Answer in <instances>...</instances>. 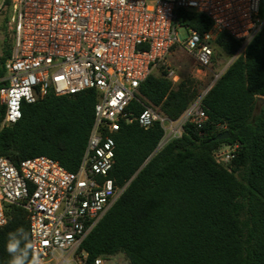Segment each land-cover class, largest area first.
<instances>
[{"label": "trees", "instance_id": "1", "mask_svg": "<svg viewBox=\"0 0 264 264\" xmlns=\"http://www.w3.org/2000/svg\"><path fill=\"white\" fill-rule=\"evenodd\" d=\"M259 18L264 20V0H259ZM177 22L198 33L212 25L205 15L185 9L178 11ZM7 36L0 76L10 53ZM215 45L228 56L239 48L226 33L217 35ZM198 88L190 79L173 87L164 74L150 75L127 111L138 115L143 106L158 107L176 120ZM95 103L94 90L49 93L33 104L22 103L20 119L7 127H1L0 106V157L16 165L46 156L75 172ZM201 108L206 120L200 127L186 122L181 135L153 155L163 136L158 123L146 130L136 122L120 125L109 178L124 189L83 241L88 261L122 255L126 264H264V26L205 93ZM220 125L226 128L219 130ZM224 132L228 139L214 140ZM233 143L239 145L236 156L217 163L214 150ZM4 215L0 264H9V234L23 229L28 234L23 247L29 245V229L22 207L5 205Z\"/></svg>", "mask_w": 264, "mask_h": 264}, {"label": "built area", "instance_id": "2", "mask_svg": "<svg viewBox=\"0 0 264 264\" xmlns=\"http://www.w3.org/2000/svg\"><path fill=\"white\" fill-rule=\"evenodd\" d=\"M8 8L11 47L0 76L1 127L20 119L22 103L49 93L94 90L96 103L75 172L46 156L16 165L0 157V228L6 223L5 205L15 204L26 212L31 258L41 264H108L111 257L88 261L81 245L124 189L109 178L120 125L136 122L146 130L158 123L163 136L155 150H160L181 135L186 122L197 127L205 122L201 99L224 71L213 74L176 120L158 107L143 106L138 115L127 111L139 85L163 65L165 77L177 86L179 77L166 63L175 48L194 60L197 72H211L220 33L239 42L235 56L240 55L264 26L259 0H9ZM180 9L205 15L211 28L198 33L180 26ZM179 28L186 30L185 39ZM238 147L220 145L214 160L229 163Z\"/></svg>", "mask_w": 264, "mask_h": 264}, {"label": "rangeland", "instance_id": "3", "mask_svg": "<svg viewBox=\"0 0 264 264\" xmlns=\"http://www.w3.org/2000/svg\"><path fill=\"white\" fill-rule=\"evenodd\" d=\"M0 0V56L2 55V40L7 36V21L10 17V9L8 5H2ZM178 33L180 34L182 39L187 37V32L184 28H179ZM9 37V35L7 36ZM215 56L213 59L211 72H197V66L194 60L187 55L182 49L175 48L173 52L167 57L166 63L174 69L175 73L178 75L179 80L190 79L195 82L198 88V96L203 90L210 84L213 74L220 73L225 71V69L230 65L233 59L236 58L235 54L233 56H228L221 52L215 45ZM162 74H166V67L163 65L153 72L154 76H161ZM239 178V176L237 175ZM111 262L113 264H126L122 255H117L111 257ZM109 262L108 264H111Z\"/></svg>", "mask_w": 264, "mask_h": 264}, {"label": "clouds", "instance_id": "4", "mask_svg": "<svg viewBox=\"0 0 264 264\" xmlns=\"http://www.w3.org/2000/svg\"><path fill=\"white\" fill-rule=\"evenodd\" d=\"M28 234L23 229H18L15 233L9 234L8 243L6 245V251L10 254L11 259L9 264H41L39 259L33 256L29 259L30 245L24 244L22 247V241H27Z\"/></svg>", "mask_w": 264, "mask_h": 264}, {"label": "water", "instance_id": "5", "mask_svg": "<svg viewBox=\"0 0 264 264\" xmlns=\"http://www.w3.org/2000/svg\"><path fill=\"white\" fill-rule=\"evenodd\" d=\"M229 137H230L229 132H224L223 134H221V135L215 137L214 140L222 141V140H226V139H228ZM156 152H157V151L154 150V152L152 153V155L155 154ZM152 155H151V156H152ZM151 156H150V157H151Z\"/></svg>", "mask_w": 264, "mask_h": 264}]
</instances>
